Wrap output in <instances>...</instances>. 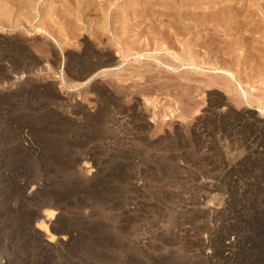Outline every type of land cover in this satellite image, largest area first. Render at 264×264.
Wrapping results in <instances>:
<instances>
[{
	"label": "rangeland",
	"instance_id": "374dc122",
	"mask_svg": "<svg viewBox=\"0 0 264 264\" xmlns=\"http://www.w3.org/2000/svg\"><path fill=\"white\" fill-rule=\"evenodd\" d=\"M22 1L0 0V264H264V50L233 53L247 96L209 87L228 29L193 24L228 0ZM88 53L114 66L76 78ZM48 210L64 245L35 231Z\"/></svg>",
	"mask_w": 264,
	"mask_h": 264
},
{
	"label": "bare ground",
	"instance_id": "6f19581e",
	"mask_svg": "<svg viewBox=\"0 0 264 264\" xmlns=\"http://www.w3.org/2000/svg\"><path fill=\"white\" fill-rule=\"evenodd\" d=\"M7 1V0H6ZM9 1V0H8ZM15 1V0H14ZM24 1V2H23ZM22 2V10H23V7H24V9H27V8H29L28 7V4H30V3H33V2H31V0H23ZM33 1V0H32ZM97 1V0H96ZM159 1V0H158ZM196 1V0H195ZM208 1V0H207ZM253 1L254 0H252L249 4H251V3H253ZM18 2V1H17ZM21 2V1H20ZM183 2H185V1H183ZM199 2H201V1H199ZM199 2H198V4H199ZM204 2V1H203ZM2 3H4V2H2ZM12 3V2H11ZM196 3V2H195ZM205 3V2H204ZM211 3V2H210ZM214 3H215V1H214ZM219 3V2H218ZM6 4V3H5ZM15 4H19V3H15ZM34 4V3H33ZM104 4V3H103ZM197 4V3H196ZM201 4L203 5V3L201 2ZM200 4V5H201ZM237 4H239V5H237ZM185 5V4H184ZM194 5V4H193ZM228 13H225V15H224V13H223V15H224V17H221V18H214V17H212V18H207V17H204L203 16V18H199V19H196V20H194V22H193V24H194V28L197 26H203V28L204 27H206V28H208V26L210 27L211 25L213 26V25H221V26H224L225 28H227L228 29V33H227V36H228V51H227V55H228V57H230V59H231V61L232 62H230L231 63V65H230V67H222V65L220 66V65H216V64H214V65H212V63L210 64V66H211V70L212 71H214L215 72V74H216V76L215 77H209V78H211L209 81L210 82H208V85L207 86H209V84L212 86V84H214L215 82H216V80H217V82H218V84H219V81H218V78H220L218 75H223V76H221V77H223V80L224 81H226L225 83L226 84H228L229 83V85H230V80H232V81H234L238 86H239V89L241 90V92H242V94H244L245 96H247V94H248V92H246V90L243 88V83H239L240 82V80L237 78V77H239L238 75H237V77L235 76V73L234 72H232L233 71V69H231V68H235V69H238L241 65H242V62H243V60L242 61H240V60H235L236 58H234L233 56V53L235 52V51H240V54H246V55H249V60H253L254 59V55L255 54H259L260 53V51H263L264 49L261 47L262 45H263V42H264V31L262 32L261 30H262V28H261V24L263 23L264 24V9H262L261 10V13H262V16L261 15H259L258 14V9L256 8V9H252V6H244V4L242 3V5H240V0H228ZM253 5V4H252ZM7 6V5H6ZM31 6H33V5H31ZM103 6V5H102ZM183 6V5H182ZM214 6V5H213ZM253 6H255V4L253 5ZM8 7V6H7ZM36 7V6H35ZM97 7H99V6H97ZM205 7V6H204ZM207 7V6H206ZM215 7V6H214ZM6 8V7H5ZM4 8V9H5ZM57 8V7H56ZM89 8H90V6H89ZM195 8V7H194ZM197 8V7H196ZM202 8V7H201ZM3 9V10H4ZM29 10V9H28ZM48 11H49V9H47ZM212 10V9H211ZM20 11H21V8H20ZM48 11L46 12V11H44V13L46 12V13H48ZM55 11V10H54ZM67 11V10H66ZM94 11V10H93ZM10 12V11H9ZM22 12H24V11H22ZM22 12H20V13H22ZM146 12V11H145ZM12 13V12H11ZM50 13L52 14L53 13V11H50ZM50 13H48L49 15H50ZM59 14V13H58ZM143 14V13H142ZM21 15V14H20ZM28 15V14H27ZM32 15V14H31ZM30 15V16H31ZM45 15V14H44ZM55 15V14H54ZM56 15H57V13H56ZM82 16V15H81ZM122 16V15H121ZM22 17V16H21ZM31 18V17H30ZM53 18V17H52ZM90 18H92V17H90ZM30 20V19H29ZM52 20V19H51ZM84 20V19H83ZM193 20V19H192ZM30 22V21H29ZM102 22V21H101ZM132 22V21H131ZM171 22V21H170ZM50 24V23H49ZM102 24V23H101ZM192 24V25H193ZM121 25V24H120ZM179 26V25H178ZM141 27V26H140ZM262 27H264V26H262ZM44 28V27H43ZM180 28V27H179ZM181 29V28H180ZM43 30V29H42ZM77 31H78V29H77ZM221 31V30H220ZM260 31L262 32L261 33V35H262V37H261V35H259L260 34ZM72 32V31H71ZM159 32V31H158ZM187 32V31H186ZM214 32V31H213ZM64 33V32H63ZM206 34V33H205ZM208 35H210V36H212V38H213V41H217V42H219L221 39H220V35H218V33L216 34V33H214V34H211V32H210V34H208ZM169 36H171V35H169ZM194 37V36H193ZM117 38V37H116ZM170 38H172V36L170 37ZM207 38V37H206ZM209 38V37H208ZM211 38V37H210ZM168 39V38H167ZM220 39V40H219ZM17 40V39H16ZM194 40H196V39H194ZM19 41V40H18ZM31 41V40H30ZM65 41V40H64ZM6 42V41H5ZM11 42V41H10ZM13 42V41H12ZM21 41H19V43H20ZM37 42V41H36ZM194 42H196V41H194ZM201 42V41H200ZM203 42H205V41H203ZM22 43V42H21ZM20 43V44H21ZM3 44V43H2ZM2 44H0L1 46H2ZM5 44V43H4ZM16 44V43H15ZM26 44V43H25ZM40 44V43H39ZM72 44V43H71ZM152 44V43H151ZM188 44H189V42H188ZM195 44V45H194ZM193 45H194V50L192 51V55L193 56H191V57H196L197 58V56H198V52L196 51V48H199V49H201L200 47H197V45H198V42H196V43H194ZM11 45V44H10ZM9 45V46H10ZM13 45H14V42H13ZM17 45H18V42H17ZM16 45V46H17ZM41 45H42V43H41ZM179 45V44H178ZM201 45V44H200ZM0 46V47H1ZM8 46V45H7ZM23 46V45H22ZM29 46V45H28ZM21 47V46H20ZM45 47V46H44ZM136 47V46H135ZM185 47V46H184ZM192 47V46H191ZM7 48V47H6ZM6 48H4V49H6ZM18 48V47H17ZM23 48V47H22ZM27 48V47H26ZM187 48V47H186ZM10 49V48H9ZM42 49V48H41ZM88 49V48H87ZM86 49V50H87ZM212 49V48H211ZM2 50V49H1ZM0 50V51H1ZM17 50V49H16ZM24 50H26L25 48H24ZM91 50H92V48H91ZM207 50V49H206ZM243 50V51H242ZM11 51V50H10ZM44 51V50H43ZM46 51V50H45ZM89 51H90V49H89ZM168 51V53H169V55H172L171 57L172 58H174L178 63H179V65L180 66H178V65H176V67L174 68L175 70H177V69H179L180 67H188L189 69H191L192 71L194 70V71H196V69L198 68V66H199V64H197L196 63V60H193L192 58L189 60L186 56H183V55H178V54H176V53H174V52H171L169 49L167 50ZM191 51H190V54H191ZM241 51H242V53H241ZM3 52V51H2ZM1 52V53H2ZM8 52V51H7ZM12 52V51H11ZM19 52V54H20V52L21 51H18ZM26 52H28V51H25V54H26ZM95 52V51H94ZM182 52V51H181ZM187 52V51H186ZM10 53V52H9ZM22 53V52H21ZM85 53V52H84ZM198 53V54H197ZM236 53H238V52H236ZM248 53V54H247ZM11 54V53H10ZM15 54V53H14ZM18 54V53H17ZM29 54V53H28ZM95 54H97V53H95ZM95 54H93V55H89V53H88V55L89 56H85V57H82V58H78V59H73V60H71V62H70V67H69V71H70V73H72L74 76L76 75V78L78 77V78H80V79H85V80H87L88 78H90L91 76H92V74H96L95 72H98V70H101L102 68H106V67H110L111 68V66H114V64L113 63H111V58H107V57H104V56H102V57H100V56H94ZM210 54H211V51H210ZM243 54V55H244ZM261 54H262V52H261ZM16 55V54H15ZM22 55V54H21ZM74 55V54H73ZM101 55V54H100ZM225 55V54H224ZM7 56V55H6ZM20 56V55H19ZM188 56V55H187ZM203 56V55H202ZM202 56H201V58H202ZM236 56V55H235ZM245 56V55H244ZM3 57V59H4V56H2ZM1 57V58H2ZM9 57H10V55H9ZM18 58V56H15V58ZM31 57V56H30ZM43 57V56H42ZM247 57L248 56H246V57H244V58H246L247 59ZM16 58V59H17ZM29 58V57H28ZM72 58V57H71ZM141 58V57H140ZM163 58V57H162ZM238 58V57H237ZM240 58V57H239ZM10 59V58H9ZM14 59V58H13ZM19 59H21L20 57H19ZM19 59H17V60H19ZM195 59V58H194ZM198 59V58H197ZM241 59V58H240ZM245 59V60H246ZM258 59V58H257ZM7 60V59H6ZM22 60H24V59H22ZM168 60V59H167ZM213 60V59H212ZM255 60V62L257 61L256 60V58L254 59ZM253 60V61H254ZM261 60V59H260ZM9 61V60H8ZM12 61V60H11ZM10 61V62H11ZM26 61H28V59L26 60ZM25 61V62H26ZM30 61H32V60H30ZM17 62V61H16ZM24 62V61H23ZM245 62H247V60L245 61ZM251 62V61H250ZM249 62V63H250ZM254 62V63H255ZM258 62H259V60H258ZM261 63H262V61H260ZM17 63H19V62H17ZM34 63V62H33ZM69 63V62H68ZM115 63V62H114ZM208 62L207 61H205L204 62V64H207ZM229 63V62H228ZM24 65H25V63H23ZM23 64H21V66H23ZM28 64V63H27ZM244 64V63H243ZM248 64V63H247ZM256 64V63H255ZM254 64V65H255ZM34 65V64H33ZM116 65H117V63H116ZM119 65V64H118ZM250 65H251V63H250ZM258 65V64H257ZM256 65V66H257ZM14 66H16L17 67V65H14ZM29 66V65H28ZM32 66V65H31ZM224 66V65H223ZM243 66V65H242ZM245 67H246V65H244ZM173 67V66H172ZM171 67V68H172ZM248 68H250V66L248 67ZM253 68L254 67H252V70H253ZM28 69V68H27ZM200 69V68H199ZM240 69V68H239ZM245 69H247V68H245ZM198 70V69H197ZM264 70V69H263ZM18 71V70H17ZM238 71V70H237ZM6 72H7V70H6ZM19 72V71H18ZM23 72V71H22ZM26 72V71H25ZM238 73V72H237ZM246 73V72H245ZM253 73V72H252ZM19 74V73H18ZM71 74V75H72ZM261 74V73H260ZM69 75V74H68ZM70 75V76H71ZM73 75L71 76V77H73ZM197 75V74H196ZM246 75V74H245ZM257 75V74H256ZM193 76H195V74L194 73H190V77L187 79V81H190V83L191 82H195L196 81V79L193 77ZM242 76V75H241ZM251 76V75H250ZM186 77V76H185ZM243 77V76H242ZM257 77V76H256ZM74 78V77H73ZM181 78H183V77H181ZM254 78V77H253ZM253 78H251V79H253ZM75 79V78H74ZM222 79V78H221ZM227 79H228V81H227ZM238 79V80H237ZM242 79V78H241ZM247 79H248V77H247ZM77 80V79H76ZM184 80V79H183ZM174 81V80H173ZM186 81V80H185ZM224 81H222L223 83H224ZM243 81V80H242ZM250 81H252V80H250ZM249 81V82H250ZM199 82V81H198ZM255 82V81H254ZM113 83V82H112ZM173 83V82H172ZM175 83V82H174ZM189 83V82H188ZM197 83V82H196ZM207 83V82H206ZM176 84V83H175ZM180 84V83H179ZM216 84V83H215ZM217 85V84H216ZM223 85V84H222ZM231 85H233V84H231ZM235 85V84H234ZM234 85H233V87H234ZM184 86V85H183ZM194 86V85H193ZM224 86H226V85H224ZM177 87V86H176ZM182 87V86H181ZM210 87V86H209ZM171 88V87H170ZM199 88V87H198ZM94 89V88H93ZM185 89V88H184ZM183 89V90H184ZM188 89V88H187ZM197 89V88H196ZM230 89V88H229ZM232 90L234 89V88H231ZM236 89V88H235ZM234 89V90H235ZM95 90V89H94ZM191 90V89H190ZM106 92V91H105ZM235 92H237L236 90H235ZM238 92H239V90H238ZM237 92V93H238ZM99 93V92H98ZM183 93V92H182ZM193 93V92H192ZM195 93V92H194ZM184 94V93H183ZM191 94V93H190ZM239 95H240V93H239ZM244 96V97H245ZM100 97V96H99ZM184 97V96H183ZM245 98H247V97H245ZM105 99V98H104ZM248 99V98H247ZM107 100V99H106ZM249 100V99H248ZM248 103H250V100H249V102ZM187 104V103H186ZM231 104V103H230ZM216 106V105H215ZM198 107V106H197ZM220 108V107H219ZM261 108V107H260ZM216 109V108H215ZM240 109V108H239ZM223 110V109H222ZM262 112H264V109L262 108V109H260ZM213 112L214 113H216V111L213 109ZM150 114V113H149ZM204 114V113H203ZM210 114V113H209ZM233 115V114H232ZM218 116H220V112H219V114H218ZM234 116V115H233ZM228 117V116H227ZM241 117V116H240ZM216 118H217V115H216ZM224 118V117H223ZM231 120V119H230ZM85 121V120H84ZM130 121V120H129ZM141 121V120H140ZM122 122V121H121ZM112 125V124H111ZM198 126V125H197ZM112 127V126H111ZM206 130V129H205ZM135 133V132H134ZM159 134V133H158ZM124 136V135H123ZM242 136V135H241ZM144 138V137H143ZM107 140V139H106ZM145 140V139H144ZM108 146V145H107ZM117 147V146H116ZM121 147V146H120ZM119 147V148H120ZM161 149V148H160ZM163 150V149H162ZM255 151V150H254ZM256 152V151H255ZM82 165V167H81V169H79L80 170V172L82 173V174H87V172L88 173H90L89 171H88V169H90V166H89V164L88 163H86V162H84L83 164H81ZM253 168V167H252ZM247 169V168H246ZM258 169V168H257ZM78 170V171H79ZM91 170V169H90ZM252 170V169H251ZM92 172V171H91ZM250 172V171H249ZM258 173V172H257ZM81 174V175H82ZM83 176V175H82ZM136 178V177H135ZM248 178V177H247ZM245 179V178H244ZM251 180V179H250ZM242 181V180H241ZM258 181H259V179H258ZM255 182V181H254ZM249 184V183H248ZM248 184H246V185H248ZM260 184V183H259ZM264 185V184H263ZM237 187V186H236ZM263 187V186H262ZM249 190V189H248ZM260 190V189H259ZM264 191V190H263ZM244 194H245V192H244ZM254 194H256V193H254ZM247 195V194H246ZM251 197V196H250ZM233 200V199H232ZM246 200V199H245ZM248 200V199H247ZM256 200V199H255ZM231 204V203H230ZM250 204V203H249ZM52 205V204H51ZM229 205V204H228ZM49 206H50V204H49ZM55 207V206H54ZM47 213L45 214H43V216L41 215L40 216V214H39V216L37 217V218H42V219H40V220H42V221H40L39 223H36L37 225H36V227H35V231H38L39 233H41V235H43V239H44V241L47 243V245H46V247L48 246V245H52V244H55L54 242H55V240H59V241H61L62 243H63V245H64V243H66V242H69L68 241V237L67 236H64L62 233L63 232H61V234L59 235V237L58 236H55V234L56 233H58L57 232V227L56 228H54V224L52 223L53 221L52 220H54L52 217H54L55 215H57V213H56V211L54 210V211H51V210H48V211H46ZM61 213V212H60ZM59 217H61V216H59ZM55 218H57V217H55ZM38 220V219H37ZM56 220V219H55ZM39 221V220H38ZM58 221H59V219H58ZM57 221V222H58ZM56 223V222H55ZM60 223V222H59ZM66 225V224H65ZM68 228V227H67ZM77 228V227H76ZM52 229V230H51ZM63 229H65V228H63ZM51 230V231H50ZM61 231V230H60ZM59 231V232H60ZM212 231V230H211ZM71 234V233H70ZM68 235V234H67ZM72 236V235H71ZM73 238V237H72ZM71 239V238H70ZM73 240V239H72ZM59 241H58V243H59ZM58 243H56V244H58ZM61 243V244H62ZM71 243V242H70ZM59 246V245H58ZM230 246V245H229ZM228 246V247H229ZM228 250H230V249H228Z\"/></svg>",
	"mask_w": 264,
	"mask_h": 264
}]
</instances>
